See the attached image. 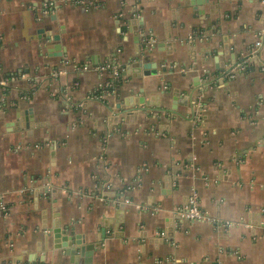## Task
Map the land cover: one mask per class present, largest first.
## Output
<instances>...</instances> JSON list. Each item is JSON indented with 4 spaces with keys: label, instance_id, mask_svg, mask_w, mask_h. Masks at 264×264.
I'll return each instance as SVG.
<instances>
[{
    "label": "crops",
    "instance_id": "1",
    "mask_svg": "<svg viewBox=\"0 0 264 264\" xmlns=\"http://www.w3.org/2000/svg\"><path fill=\"white\" fill-rule=\"evenodd\" d=\"M260 38L264 0H0V264H83L57 227L92 264H264V44L219 78Z\"/></svg>",
    "mask_w": 264,
    "mask_h": 264
},
{
    "label": "built area",
    "instance_id": "2",
    "mask_svg": "<svg viewBox=\"0 0 264 264\" xmlns=\"http://www.w3.org/2000/svg\"><path fill=\"white\" fill-rule=\"evenodd\" d=\"M47 6H52V3H50ZM150 44H152L153 41H148ZM264 42L260 39H258L254 46L251 48L248 57L243 61L239 62L235 69L236 71H230L223 72L219 78L226 79V78H232L234 73L237 72H244L247 68L246 63H248V60L256 57L257 50L259 47H263ZM92 67L90 64H83L78 65L77 69L84 70ZM97 71H99L101 74H106L107 78L101 83L99 88L93 93L92 97L97 98L99 100H103L104 96L107 94H115L117 91L119 85L122 82V67L116 62L114 58L105 60L102 64H99L97 66H94ZM260 68L262 71H264V63L260 65ZM233 68V70H235ZM3 86L0 85V92L2 91ZM0 107H2L1 103V97H0ZM187 213L186 217L191 220H203L205 219V215L202 214L198 208H197V201H196V193L194 192L191 196V199L186 206Z\"/></svg>",
    "mask_w": 264,
    "mask_h": 264
},
{
    "label": "water",
    "instance_id": "3",
    "mask_svg": "<svg viewBox=\"0 0 264 264\" xmlns=\"http://www.w3.org/2000/svg\"><path fill=\"white\" fill-rule=\"evenodd\" d=\"M132 23H135V20H133ZM52 39L55 41V40H58V37H53ZM134 66L138 67L139 63H135ZM149 67L150 66H146L145 69H150ZM145 72L147 71H144V74H149ZM129 101L130 103H127V101L124 102L125 107H129L132 105L133 100L130 99ZM28 126H29V123H28ZM53 234L56 240H60V244H58L56 247H61V246L64 247L66 254L71 257H73L76 253H79L83 257V264H92V254H93L95 247H97L95 246V244L83 245L82 242L79 240L78 236H75L73 238L69 237L65 234V230L59 229L58 227L54 229ZM61 240H62V243H61Z\"/></svg>",
    "mask_w": 264,
    "mask_h": 264
},
{
    "label": "trees",
    "instance_id": "4",
    "mask_svg": "<svg viewBox=\"0 0 264 264\" xmlns=\"http://www.w3.org/2000/svg\"><path fill=\"white\" fill-rule=\"evenodd\" d=\"M244 60H245V58H244V59H240L239 62H243ZM248 70H249V68L247 67V68H246V71H248ZM3 92H5V89H4Z\"/></svg>",
    "mask_w": 264,
    "mask_h": 264
}]
</instances>
